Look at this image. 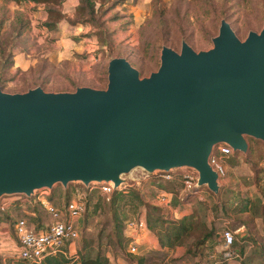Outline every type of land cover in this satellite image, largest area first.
I'll list each match as a JSON object with an SVG mask.
<instances>
[{"label": "water", "instance_id": "95a60500", "mask_svg": "<svg viewBox=\"0 0 264 264\" xmlns=\"http://www.w3.org/2000/svg\"><path fill=\"white\" fill-rule=\"evenodd\" d=\"M212 46L162 45L147 76L122 56L106 64L104 88L22 92L0 88V194L54 182L111 180L131 167L190 166L217 191L207 162L213 144L245 153L264 141V18L240 40L220 19Z\"/></svg>", "mask_w": 264, "mask_h": 264}, {"label": "rangeland", "instance_id": "374dc122", "mask_svg": "<svg viewBox=\"0 0 264 264\" xmlns=\"http://www.w3.org/2000/svg\"><path fill=\"white\" fill-rule=\"evenodd\" d=\"M76 1L61 2L59 8L64 16L58 20L55 29H49L42 23L46 16L42 3L0 0V39L8 41L6 51L10 50L12 59L0 76L2 91L22 92L36 85L42 87L44 91L51 92L73 91L76 86L104 88L106 64L112 56L124 57L137 69L139 77H144L158 67L162 45L178 51L180 41L184 40L195 51L206 50L212 46L211 37L217 33L220 19H225L236 36L242 40L248 30L259 31L264 18V0H124L122 3L114 4L98 17L101 25L107 29V33H104L105 41H102L95 32L96 28L91 24H71L68 21L73 18ZM107 4L104 2L102 8ZM18 12L26 24L21 32L16 34L17 23L20 20L16 17ZM243 155V152L232 149L229 155L218 158L219 162L228 168L224 176L226 179L220 184L221 187L228 186L233 190L234 193L230 195L231 203L238 201L244 190L250 194L257 192L259 187L257 184L244 183V180L253 179V170L249 163L244 161ZM263 164L264 158L256 163L262 167ZM179 172L180 169H171L174 175H178ZM153 177L161 179L158 173ZM78 181H67L65 185L54 182L49 187L33 189L30 195L18 192L2 193L0 209L2 207L3 210H8L15 200L20 204L28 199L34 203L42 194L45 196L57 194V205L61 206L62 194L55 190H59L60 186L70 188L74 184L79 186ZM259 182V184L263 182L262 175ZM127 183H131V180L127 179ZM155 184L164 186L168 182L161 179ZM138 187L141 188L140 185ZM138 187L134 184L127 185L124 192L127 194L132 188ZM201 190L204 193L207 186L202 185ZM97 195L98 193L93 191L87 200V219L91 220L87 231L99 235L100 242L110 252L118 248L114 241L106 236L108 231L106 216L109 214L105 212L103 202ZM263 195L261 193L264 200ZM187 199L183 203L185 207L191 205L192 209L201 214L206 212L208 218H215V215L227 217L221 209L214 215L212 202L208 198L201 200L188 196ZM143 208L126 205L120 208V214L122 218H126L143 212ZM229 208L230 204H227V209ZM0 212L2 213L1 210ZM5 212L10 214V211ZM0 225V264H17L20 258L17 255L13 228L6 222ZM82 226L80 217L77 228L80 229ZM224 226L231 228L230 224H222L218 231ZM88 240L89 238L81 239L79 235L73 240L74 249L79 247L80 241L87 243ZM135 246V250L131 252L128 250V244L124 245L123 250L129 258V254L139 253L137 245ZM210 251L209 248L208 251L197 252L196 257L202 255V258L206 259ZM190 256L188 259L192 258Z\"/></svg>", "mask_w": 264, "mask_h": 264}, {"label": "trees", "instance_id": "16d2710c", "mask_svg": "<svg viewBox=\"0 0 264 264\" xmlns=\"http://www.w3.org/2000/svg\"><path fill=\"white\" fill-rule=\"evenodd\" d=\"M28 1L43 4L46 16L42 23L49 29H55L58 20L64 16L63 11L59 8V5L63 0ZM123 1L124 0H77L73 8V18L68 21L71 24H91V26L96 28L95 32L98 37L102 41H105L104 33H107V29L101 25L98 17H100L102 13L114 4L122 3ZM104 2H107L108 4L102 8ZM16 17L20 19L17 23L18 28L16 30V34H19L25 26L26 21L22 19L19 12ZM7 43L8 41L6 39H0V76L12 60L10 50L6 51ZM247 140L248 147L243 155V159L251 166L253 170V179L251 181L244 180V183L257 184L259 186L258 190L256 189L257 192L249 194L246 190H244L239 200L233 201V203L230 202V195L234 192L228 186L222 187L218 193H214L208 188L207 191H204L203 193V197L205 196L204 199L208 198L211 200L214 215L217 213L218 209H221L222 213H226L227 217L232 214L235 219H238L239 216L242 215L240 220H242V222L250 228L247 235L244 234L238 238L244 242L241 249L242 251L244 244L247 243V240L254 243L256 241H264V231L262 235L257 234L254 229L255 225L253 222V217H261L264 219V200L261 197V193L264 194V168L256 165L259 159L264 158V141L256 138L253 139L252 137H248ZM258 152L260 154H258ZM260 175H262L263 181L261 184H259ZM180 178V174L174 175V173H172V176L169 179L161 178L163 181L168 182V184L161 186L160 184H155L161 179L158 177L157 179L151 177L150 179L141 182V188H132L127 194L126 192H122L121 190L114 188L108 199H104L99 194L97 195L103 202L105 212L109 214L106 216L108 222V231L106 236L111 238L114 241L112 242L120 250H123L124 245H126L129 240L128 237L123 235L124 221L127 217H121L120 208L126 205H130L132 207H144L143 215L146 227L156 235L159 248H153L134 255L129 254L130 259L134 261L135 264H167L166 249L173 245H184L186 247L185 253L195 256L197 252H203V245L205 242L216 241L218 229L222 226L221 222L217 221L216 218L212 217L208 219L206 212L201 214L196 209H192L188 214L173 217L171 211L164 204L156 202L155 194L157 192V188L172 192L174 195L172 197L174 203L186 199L188 196L179 197L177 195L181 186ZM73 186H71V188L68 186H60L59 190H55L57 193L62 194V207L70 199ZM145 190H148V192ZM92 193L93 191L86 193L84 210L80 216L83 226L78 229V236L80 235L81 239L89 238L87 243L80 241L79 247L77 246L74 249V241L68 240L65 242V245L60 248V250L45 254L38 262H33L27 258L19 257L20 260H18L17 264H109L106 256L107 249L100 242L99 235H93L87 231V227L91 223V220L87 219V200H89ZM56 195L57 194H47L46 198L53 205L59 206L57 205ZM227 204H230L229 209H227ZM3 209L4 208L0 209L2 211V213L0 212V222L8 223L12 226V228L14 222L19 218L25 219L26 223L32 224L36 229L46 226L52 220L51 214L46 211L38 200L32 203L28 199L22 204L15 200L9 206L8 210ZM5 211H10V214ZM187 242H189V244H187ZM259 254L264 260L262 250H259ZM174 261L178 262L179 258L174 259ZM205 263L211 264V261L206 260Z\"/></svg>", "mask_w": 264, "mask_h": 264}, {"label": "built area", "instance_id": "2783aa9c", "mask_svg": "<svg viewBox=\"0 0 264 264\" xmlns=\"http://www.w3.org/2000/svg\"><path fill=\"white\" fill-rule=\"evenodd\" d=\"M231 150V146L224 142H217L212 145L207 162L215 171L217 178L224 176L225 173V168L219 162L218 156H227L231 153ZM155 173H158V176L162 179H169L172 176L171 168L146 171L141 167H136L122 173L117 186H114L111 180H89L86 183L75 180L80 184L79 186L74 184L71 197L63 207L53 205L42 194L41 197H38V201L51 214L52 220L46 226L37 229L32 224L26 223L23 218H19L14 222L13 232L16 238L18 257L38 262L45 254L60 250L66 241L75 240L79 234L76 222L84 210L87 192L96 191L101 197L108 199L114 188L124 192L126 191L124 187L127 185L134 184L138 187L142 181L150 179ZM179 174L181 176V186L177 195L179 197L190 196L202 199L197 170L185 166ZM127 179H130L131 183H127ZM170 195V192L160 189L155 194V200L159 204L167 205L170 201ZM145 228L144 215L141 212L125 219L123 231L127 233V236L133 238L134 233ZM233 241V231L229 227H222L219 231V246L222 257L230 258L237 255L233 247ZM128 250L131 252L135 250V245L132 242L128 244Z\"/></svg>", "mask_w": 264, "mask_h": 264}, {"label": "crops", "instance_id": "0c3cea01", "mask_svg": "<svg viewBox=\"0 0 264 264\" xmlns=\"http://www.w3.org/2000/svg\"><path fill=\"white\" fill-rule=\"evenodd\" d=\"M247 139L248 138L246 136V141L248 144ZM219 157L221 156L219 155L218 158ZM184 167L185 166H175V167H171V169L175 168V169H180L181 171L184 169ZM224 168H225V173H224V176H225L226 169L228 170V168L226 166ZM263 168H264V164H263ZM224 176L216 179L217 191L214 193H218L220 189H222L221 187L222 184L220 183L222 182V180L226 179ZM158 190H160V188H157V191ZM200 191L202 192L201 188H200ZM170 193H171L170 201L165 206L171 211V214L173 217H179V216L188 214L192 210L191 205L188 207H185L183 205V203L188 200L187 198L184 199L183 201L174 203L173 198H172L174 195L172 194V192ZM202 195H203V192H202ZM201 198H202L201 200L204 199V197H201ZM215 218L219 220L222 224H230L231 226L230 229L234 233L233 247L236 250V253H237L236 256H233L230 258L222 257L220 246H219V231H220L219 230L216 241H208V242H205V244L203 245L204 247L203 251H208L209 248L211 249V251L208 252V254L206 255L205 257L206 259H203L202 255H199V257H196V255L190 256L192 258L188 259L189 255L185 253L186 247L184 245H173L166 249L167 259H168L167 264H207L205 263L207 258L213 264H264V260L260 257V254H259V250H262V253L264 254V241L263 242L256 241L254 243L250 240H247V243H245L243 246V251L241 250L244 242H242V240L238 238L244 234L247 235L248 232L250 231V228H248L246 224L243 223L242 220H240L242 218V215H240L238 219H235L232 216V214H230L226 218L224 216L222 217L219 215H217ZM208 219H210V217ZM253 222L255 225L254 229L257 232V234L262 235L264 231L263 229L264 219H262L261 217H253ZM0 223L3 224L4 222H0ZM123 235L129 238L127 244L132 242L134 245H137L138 252H145L153 248H159L156 235L152 233L149 229H147V227L145 229H140L136 233H134L133 238L127 236V233H124V231H123ZM106 256L108 258L109 264H135L134 261H132L127 256L124 250L116 249L110 252L106 251ZM177 258H179V262L174 261V259H177Z\"/></svg>", "mask_w": 264, "mask_h": 264}, {"label": "bare ground", "instance_id": "6f19581e", "mask_svg": "<svg viewBox=\"0 0 264 264\" xmlns=\"http://www.w3.org/2000/svg\"><path fill=\"white\" fill-rule=\"evenodd\" d=\"M134 168H136V167H131L128 171H130V170H132ZM117 176L120 178L121 177V173H118Z\"/></svg>", "mask_w": 264, "mask_h": 264}]
</instances>
